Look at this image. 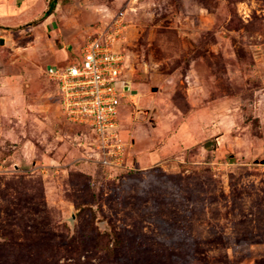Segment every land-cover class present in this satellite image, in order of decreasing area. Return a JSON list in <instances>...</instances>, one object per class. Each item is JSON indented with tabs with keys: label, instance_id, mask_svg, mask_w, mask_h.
Wrapping results in <instances>:
<instances>
[{
	"label": "rangeland",
	"instance_id": "rangeland-1",
	"mask_svg": "<svg viewBox=\"0 0 264 264\" xmlns=\"http://www.w3.org/2000/svg\"><path fill=\"white\" fill-rule=\"evenodd\" d=\"M43 1L0 22V264H264V0ZM119 11L105 170L45 68Z\"/></svg>",
	"mask_w": 264,
	"mask_h": 264
},
{
	"label": "built area",
	"instance_id": "built-area-1",
	"mask_svg": "<svg viewBox=\"0 0 264 264\" xmlns=\"http://www.w3.org/2000/svg\"><path fill=\"white\" fill-rule=\"evenodd\" d=\"M123 12L80 49L70 62L49 66L45 73L56 86L65 120L91 131L92 159L107 169H121L131 160L134 141L123 134L119 106L128 93L127 59L116 45L126 28Z\"/></svg>",
	"mask_w": 264,
	"mask_h": 264
},
{
	"label": "crops",
	"instance_id": "crops-1",
	"mask_svg": "<svg viewBox=\"0 0 264 264\" xmlns=\"http://www.w3.org/2000/svg\"><path fill=\"white\" fill-rule=\"evenodd\" d=\"M42 2L45 3L43 0H0V22L3 21V19H5L6 16H9L7 15V13L9 12L15 10L18 11L22 9V7L24 6H25L24 10L26 11L32 8L34 5L41 4ZM0 26H2V24H0ZM1 41L2 39H0V43H2ZM67 45L72 47L70 52L66 51L63 47ZM81 47L82 45L79 46L78 48H75L71 42H68L62 45V47L56 48L54 56L52 57V60H50V62L47 64L46 68L49 66L62 65L70 62L74 57H76L79 54ZM2 81L4 82L7 81L4 75L0 77V82ZM3 99H4V95L0 93V102Z\"/></svg>",
	"mask_w": 264,
	"mask_h": 264
},
{
	"label": "trees",
	"instance_id": "trees-1",
	"mask_svg": "<svg viewBox=\"0 0 264 264\" xmlns=\"http://www.w3.org/2000/svg\"><path fill=\"white\" fill-rule=\"evenodd\" d=\"M55 3L56 1L55 0H50L49 3H48V8L47 10L45 11V15H48L50 14L53 9H54V6H55ZM105 170H107L105 167H103Z\"/></svg>",
	"mask_w": 264,
	"mask_h": 264
},
{
	"label": "water",
	"instance_id": "water-1",
	"mask_svg": "<svg viewBox=\"0 0 264 264\" xmlns=\"http://www.w3.org/2000/svg\"><path fill=\"white\" fill-rule=\"evenodd\" d=\"M2 42V41H1ZM129 87L128 86H126V90L128 89ZM132 92H135V91H132Z\"/></svg>",
	"mask_w": 264,
	"mask_h": 264
},
{
	"label": "flooded vegetation",
	"instance_id": "flooded-vegetation-1",
	"mask_svg": "<svg viewBox=\"0 0 264 264\" xmlns=\"http://www.w3.org/2000/svg\"><path fill=\"white\" fill-rule=\"evenodd\" d=\"M126 86H128V85H126ZM129 87V86H128ZM129 89V88H128ZM131 93H132V91H131Z\"/></svg>",
	"mask_w": 264,
	"mask_h": 264
}]
</instances>
